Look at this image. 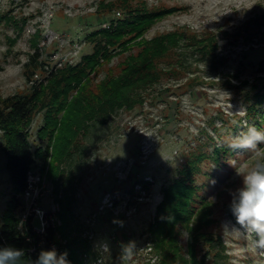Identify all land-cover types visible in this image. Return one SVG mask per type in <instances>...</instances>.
I'll list each match as a JSON object with an SVG mask.
<instances>
[{
    "label": "rangeland",
    "instance_id": "1",
    "mask_svg": "<svg viewBox=\"0 0 264 264\" xmlns=\"http://www.w3.org/2000/svg\"><path fill=\"white\" fill-rule=\"evenodd\" d=\"M162 35L179 44L160 45L159 81L139 91L138 105L114 112L117 96L101 86L141 43ZM95 48L108 59L91 61ZM35 85L41 93L28 134L39 150L34 164L53 186L41 203L54 197L60 217L73 215L90 244L89 258L81 254L88 263L107 242L101 264H163L149 225L164 202V212L178 208L168 220L174 264H264L255 235L231 230L240 227L229 207L230 192L242 186L236 168L251 156L227 146L249 126L264 131V0H0V97ZM104 115L107 124L88 132V122ZM5 138L0 130V224L13 186ZM175 181L193 187L163 201ZM137 183L146 199L132 217L99 212L106 192L134 194ZM130 242L131 257L122 260Z\"/></svg>",
    "mask_w": 264,
    "mask_h": 264
},
{
    "label": "trees",
    "instance_id": "2",
    "mask_svg": "<svg viewBox=\"0 0 264 264\" xmlns=\"http://www.w3.org/2000/svg\"><path fill=\"white\" fill-rule=\"evenodd\" d=\"M180 38H182L181 35ZM141 44V49L137 53L130 54L127 60L123 62L120 72L116 75H110L111 77L101 86L104 90L111 88V90H107V92L111 93L109 98H115V96H117V102L112 104L115 110L114 112L121 108H131L138 105L139 102L137 100L139 98V91L145 87L146 84L153 85L159 81L155 67V58L163 48L160 47V45L162 44L164 48L167 49L169 45H178L179 40L173 36L162 35L144 41V43ZM193 46V43L186 46L189 51L188 53H194L195 50ZM184 47L185 45L181 46V48ZM107 52L105 48L101 49V51L95 48L93 54L88 58H91V61H94V58L101 57L108 59L109 55ZM184 55L187 56V52H185ZM178 59L179 60L176 61V67L179 66V68L182 69L186 63V61H183V54L179 56ZM169 72L173 73L174 71L169 70ZM40 93L41 90L35 85L30 93L13 94L5 98L0 97V130L4 132L6 137L2 149L6 156L5 166L10 173L13 185L7 211L3 215L0 224V248L13 247L22 249L24 251L22 259L25 261V264L34 261L36 253L35 250H31V248L37 247L39 236L33 232L30 222L27 223V230L22 231L19 228L20 218L16 215L15 211L21 205L18 196L27 186L28 170L35 163L36 156L39 153V150L33 149L29 139L28 129ZM126 93L130 95L133 100L136 98L137 100L133 101L126 99L129 98ZM108 121L109 116L105 115L102 118L90 120L87 125L88 132L94 125L103 126L107 124ZM72 156L73 154L69 157V160ZM192 187L193 186L190 184L175 181L164 189L163 201H172L174 198L178 197V195H185ZM171 208V210L168 208L164 212V202H162L158 207V211L161 215L158 214L157 220H154L152 224L149 225L152 240L162 254L163 264H166V262L174 264L173 261H170L171 256H169L168 259V250L171 249L172 235L168 220L174 218L173 215H175V213L173 211L178 210V208L174 203ZM72 217L73 215L68 216L61 212L63 224L60 230L69 239L67 244L69 248V258L75 264H90L81 256L82 252L90 249L89 241L87 238L81 237L79 233H76L77 228L72 224ZM72 232L74 234H72ZM28 235H32L34 240L29 241L27 239ZM52 235L53 229L49 227L45 240L46 247H48Z\"/></svg>",
    "mask_w": 264,
    "mask_h": 264
},
{
    "label": "clouds",
    "instance_id": "3",
    "mask_svg": "<svg viewBox=\"0 0 264 264\" xmlns=\"http://www.w3.org/2000/svg\"><path fill=\"white\" fill-rule=\"evenodd\" d=\"M261 145H264V131L256 126L247 127L227 142L231 150L247 151L251 156V162L243 169L238 170L233 166L242 179V186L230 192L232 200L229 207L236 224L240 226H233L231 230L254 234V246L258 249H264V147ZM133 248L134 244L130 242L124 246L123 252L130 254ZM23 256L22 249L0 248V264H25ZM67 257V252L58 254L54 248L42 250L38 258L29 264H71Z\"/></svg>",
    "mask_w": 264,
    "mask_h": 264
},
{
    "label": "built area",
    "instance_id": "4",
    "mask_svg": "<svg viewBox=\"0 0 264 264\" xmlns=\"http://www.w3.org/2000/svg\"><path fill=\"white\" fill-rule=\"evenodd\" d=\"M116 168L122 175L124 174L123 168L120 164H117ZM135 187L134 194L130 191L124 194H118L112 191L106 192L98 206L99 212H108L117 218L132 217L137 212V204L146 199L144 192L140 191L142 185L137 183ZM52 189L53 186L46 178L43 170L33 164L27 173V186L25 190L18 196L21 201L20 212L17 215L20 218L19 228L22 231L27 230V223L30 222L33 232L39 236V243L37 247L31 248V250H35L36 253L34 261L38 258L42 250H51L54 248L58 254L67 252L68 260L71 262V264H74V262L69 258V248L67 247L68 241L63 239L62 234L59 231V228L62 225V220L60 217V203L51 196V201L49 202L48 206H45L43 203H41V200L45 195H52ZM36 217L39 219L38 225L34 223V219ZM49 227L53 229V235L49 240L48 247H46L45 240ZM85 234L91 239L94 235L91 231H87ZM27 239L29 241H33L34 237L32 235H28ZM108 249L109 247L107 242L100 244V254L95 258L93 264H101L103 261L102 254L108 251ZM151 249L152 246L147 244V246L144 248V251L149 254ZM122 255V260L124 258L130 259L131 257L126 253H123ZM82 256L85 259L89 258V254L87 252H83ZM153 261H155V258H153Z\"/></svg>",
    "mask_w": 264,
    "mask_h": 264
}]
</instances>
